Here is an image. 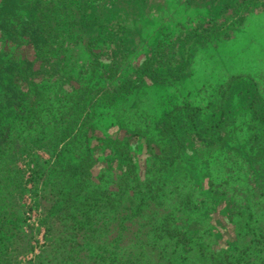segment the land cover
<instances>
[{"label": "rangeland", "instance_id": "rangeland-1", "mask_svg": "<svg viewBox=\"0 0 264 264\" xmlns=\"http://www.w3.org/2000/svg\"><path fill=\"white\" fill-rule=\"evenodd\" d=\"M0 10L11 21L0 20V50L4 63L16 62L0 77V205L16 220L3 263L73 264L68 246L80 264L94 263L110 241L108 202L127 178L121 149L142 161L163 154L164 124L186 105L204 125L232 117L221 142L185 144L172 168L201 200L186 229L197 228L205 250L206 235L217 250H233L234 208L264 192L262 161L252 157L263 144L253 142L248 111L253 98L264 101V0H5ZM34 96L47 118L26 123L19 114ZM90 125L97 130L82 147L77 134ZM82 152L94 159L86 183L56 204L73 172L44 169L60 171Z\"/></svg>", "mask_w": 264, "mask_h": 264}, {"label": "trees", "instance_id": "trees-1", "mask_svg": "<svg viewBox=\"0 0 264 264\" xmlns=\"http://www.w3.org/2000/svg\"><path fill=\"white\" fill-rule=\"evenodd\" d=\"M1 11L3 15L0 14V20H4V25L11 24L10 17ZM6 32V27L0 24V37ZM11 33L7 34V37H13ZM3 54L0 50V77H2L4 66L13 65L14 69L16 67V62L11 60L4 63ZM14 78L17 80L19 76ZM41 105L38 103L37 96L29 99L28 105L23 106L24 109L20 111L21 120L32 123L34 120L41 121L47 118ZM249 108L248 111L253 114L252 120L256 123V127H249L255 130L253 142H256V145L263 144V147L262 145L255 146V156L252 157L256 161H262L264 169V101L253 98ZM231 118L228 116L227 120L223 121L221 117L217 126L204 125L199 122L197 112L192 111L188 105L180 106L174 110L164 124L168 147L162 149L163 154L159 152L150 156V153L155 151L151 150L148 151L150 158L142 161L140 157L138 159L133 156L134 153L127 147L121 149V155L128 162V170L125 172L127 178L115 184L116 190L108 202L111 204L109 210L111 226L108 231L110 241L107 245L99 244L98 248L105 245L107 250L96 252L93 256L95 261L92 264H264V199L261 198L264 197V192L256 191L254 188L250 197L245 194L247 200L254 198L256 201L257 198L260 201L252 206L244 205L234 208L230 220L235 230L233 250H217L218 240L209 238L208 235H206L205 250L201 246L203 244L199 246L198 241L201 239L199 238L201 234L199 231L196 232L197 228L194 230L189 226L190 228L186 229L188 224L185 220L195 212L196 208L200 207L201 203V200L196 197V187L184 173L178 170L179 168L175 170L172 168L176 161L174 151L180 153L185 144L193 142L198 147H202L205 146L206 138L211 141L216 139L217 143L221 142L223 135L228 136L232 131V129L229 130ZM96 130L95 125L81 128L77 134L79 144L82 147L88 144L94 138ZM147 147L149 148V145ZM255 147L252 146V150ZM76 157V162H67L60 167V171H55L54 168L47 171H45L46 168L44 169V174L63 173V169L66 172H73L70 178L73 181L67 190L63 191L62 197H59L56 204L59 202L69 204L72 195L69 190L83 188L84 186L79 184L80 181L86 183L87 174L94 159L84 152ZM166 159H169L168 167L164 162ZM140 163L141 167L147 169L143 176L137 170V164ZM255 171L259 172L257 169ZM76 176L78 180H75ZM212 194L229 197L226 191L218 188L213 189ZM73 206H75L74 203ZM8 207L6 203L0 205V252L2 257V252L8 248L7 241L13 229L8 225L16 223V220L12 221L10 218L14 213L10 212ZM71 207L64 205L61 211L67 210L69 214ZM77 211L80 212V208H77ZM71 215L75 218L77 225L84 223L83 215ZM8 219L11 221L9 222ZM59 247L61 248V245ZM63 247L66 248V245ZM68 252L73 264H80L73 248L68 246ZM2 257L0 264H4Z\"/></svg>", "mask_w": 264, "mask_h": 264}, {"label": "crops", "instance_id": "crops-1", "mask_svg": "<svg viewBox=\"0 0 264 264\" xmlns=\"http://www.w3.org/2000/svg\"><path fill=\"white\" fill-rule=\"evenodd\" d=\"M5 0H0V5L4 2Z\"/></svg>", "mask_w": 264, "mask_h": 264}]
</instances>
